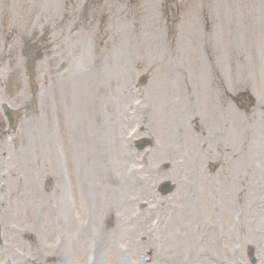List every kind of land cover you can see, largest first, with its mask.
Segmentation results:
<instances>
[{
	"label": "rangeland",
	"instance_id": "1",
	"mask_svg": "<svg viewBox=\"0 0 264 264\" xmlns=\"http://www.w3.org/2000/svg\"><path fill=\"white\" fill-rule=\"evenodd\" d=\"M87 1L0 0V83L5 82L6 85V91L0 90V94L12 106L26 108L19 121L15 147L5 142L7 148L3 150L14 155L29 146L34 151L37 143L41 162V169L37 171V156L32 151L31 163L38 175L35 179L33 173L24 177L26 180H33L27 184L21 174L22 168L17 166L20 171L17 174L16 164H12L11 177H7L12 193L8 194L5 202L0 200V204L6 207L4 211L9 215L30 219V222L16 218L2 221L7 224L8 231L14 233L9 237L7 247L20 262L23 261L21 255L28 253V262L42 257L46 264H121L123 259L130 264L131 256L137 260V264H143L146 258H150V251L142 253L136 248L138 245L150 250L148 246L151 242V247L157 246L152 249L163 248L162 250L169 249L167 251L170 252L176 249L174 240L170 242L163 239L167 219L164 200L158 198L156 187L165 177L171 178L182 195L189 193L188 197L199 201L203 191L205 192V184L229 182V173H234L233 169L243 171L247 168L246 159L251 158L249 165L257 169L256 154L263 158L260 160V172L264 169V43L259 44V56V38L256 37L257 23L264 16V0H93L89 5L85 4ZM246 20L252 22L248 23ZM44 32L47 35L46 41L42 40L41 44L46 45V50L42 51L37 68L40 82V106L37 109L33 106L31 85L27 80L26 47L29 43H35ZM248 41L253 52L256 44V52L251 53L247 48ZM203 50L207 53L211 68L214 67L216 72L223 69L228 73L234 97L229 108L231 121L219 119L229 109H225L224 101L218 98L216 81L212 83V95L215 92L223 107L220 109L218 102L213 105L214 128L206 113L208 127L205 130L214 147L212 134L217 133L221 138L223 125L231 122L232 156L237 158V162L241 160L231 170L221 168L214 173L207 167L209 159L215 161L214 151L208 146L213 156L205 159L200 154L199 146L207 145L206 141L202 142L203 139L195 133L197 155L205 161L199 167L198 158L192 156L194 145L188 144L184 147L189 156L184 155L183 162L179 161L181 164L176 166L172 161L181 155L175 156L170 148L166 152L168 156L164 155V129L154 125L149 116L156 110V104H160L164 66L177 67L179 71H183L201 61ZM163 51L169 53L165 58ZM96 66H100L99 73L95 70ZM89 71L92 74L90 96L83 87ZM105 71L109 73L106 82L103 76ZM221 72L224 74L221 79L225 84L224 76L227 74ZM143 75L149 77L148 85L138 91L147 100H153V107L149 106L150 101L138 98L128 102V98L134 94L135 84ZM78 77L81 110L74 106L76 121L70 122L66 108L69 97L75 96L74 85ZM105 83L109 90L114 89V96L111 91L103 94V90H106ZM195 87L197 90V83ZM245 91L257 100L256 105L248 110H245V106H240L239 101H235L238 94ZM122 97H125V103L121 101ZM108 105L114 108L113 117L106 114ZM200 108H203V102ZM135 110L143 116L139 122L134 116ZM103 111V122L98 125L95 117L98 113L102 115ZM145 113L149 123L152 122L153 130L148 123H143ZM189 113L192 117V112ZM88 116L92 119L90 126L86 122ZM136 123L138 127H145L144 134L150 136L153 133L157 137L155 146L144 153H138L132 147V140L139 134L138 128L135 129ZM191 124L196 125L195 122ZM71 125L74 133L92 137L91 141L89 139L92 146L90 162L83 169V174H77L74 163L71 164V178L74 180L72 191L63 151V132H69ZM125 132L129 133L127 140L122 138ZM55 136L60 139L62 150L59 146L55 149ZM181 137L186 142L185 135ZM71 140L76 142L73 138ZM181 147L182 145L175 146L174 151ZM241 150H248L251 155L241 156ZM26 152V149L23 150V153ZM76 154L77 151L74 150V158ZM164 156L166 162L172 164L168 174L161 168L164 166ZM184 163L193 165L184 166ZM2 172L0 168V186L3 182ZM244 173L249 176L247 181L252 182L253 174L247 171ZM263 173L262 171L257 177V182ZM20 178L22 193H14L15 183ZM78 180H85L89 185L87 200L86 193L83 196L80 192ZM59 183L66 185L65 195L59 193ZM259 184L247 183L244 186V191L256 194L250 198L253 205L260 191L264 193V188L259 187ZM225 188L233 190L230 185ZM137 192H141V201L135 204L132 198ZM206 195L204 193L202 202L195 205L207 206ZM222 196L230 201L231 195ZM245 200L248 201V198ZM43 202L46 206L41 208ZM53 203V213H58V216L51 214ZM113 203L118 206L116 211L119 216L109 211ZM172 203L175 204L173 201ZM148 204L151 206H147ZM214 205L219 206V203L213 202L212 206ZM131 206L135 207L133 215L130 212ZM210 209L214 214L220 211V206ZM66 212L74 216L73 224L65 220ZM44 213L50 217L44 218ZM138 223L140 224L137 225ZM44 227L49 231L44 232ZM30 228L35 229L39 237L24 239L20 235L24 232L30 234ZM243 233L240 231L239 235ZM159 239L161 242H157ZM30 240L32 241L29 242ZM29 243L37 244L33 254L35 257L27 251ZM212 243L214 247L204 248L206 254L202 258L197 257L195 250H190L194 257L191 264H236L238 257L231 248L233 241L223 238L220 244ZM13 247L17 249L13 251ZM208 251L209 254L216 255L214 261L209 259ZM128 253L130 256H127ZM241 254L244 255L243 252ZM167 261L172 262L169 258ZM241 262L250 264L247 259H242Z\"/></svg>",
	"mask_w": 264,
	"mask_h": 264
},
{
	"label": "bare ground",
	"instance_id": "2",
	"mask_svg": "<svg viewBox=\"0 0 264 264\" xmlns=\"http://www.w3.org/2000/svg\"><path fill=\"white\" fill-rule=\"evenodd\" d=\"M158 112L163 115L164 113V109L163 108H160L158 109ZM164 116V115H163ZM163 120V119H162ZM161 122V121H160ZM162 123V122H161ZM223 186H225L224 184H222ZM216 191V189H214ZM223 192H225V189H222ZM231 192V190H230ZM229 193V191H228ZM219 194H221V191L219 190ZM230 194V193H229ZM188 195V194H186ZM189 196V195H188ZM214 200H217L220 204H223L225 203V206H227V202H226V198L224 199H221L219 198L218 196H214V199L212 201H210V206H211V203L214 202ZM212 207V206H211ZM118 208L117 204L116 203H113L110 207H109V211L111 212V214L115 215V216H119L120 214L116 211ZM215 208V207H214ZM212 216V220H216V216ZM64 218L65 220L69 223V224H73L74 223V216L72 215V213H69V212H66L65 215H64ZM175 227L173 233H170V236L171 237H176L175 239L179 242H184L186 239H187V236L186 234H184V232L180 231L178 229V225L176 223H173L172 224V228ZM173 238V239H174ZM202 242H204V240H202ZM186 250L185 253L181 254V256L179 255L178 251H176V254H177V257L178 259H176L178 261L177 264H185V263H190L191 262V259L188 255L189 253V249H184ZM165 254V256L167 257H170L172 256V253L171 252H163ZM185 259V261H184ZM183 262V263H182ZM121 264H128L124 259L122 260Z\"/></svg>",
	"mask_w": 264,
	"mask_h": 264
}]
</instances>
